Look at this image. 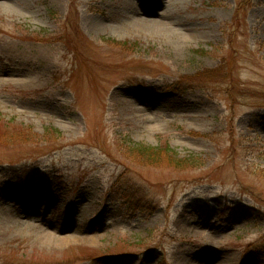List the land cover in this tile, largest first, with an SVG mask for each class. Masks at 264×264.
Returning a JSON list of instances; mask_svg holds the SVG:
<instances>
[{"label": "rangeland", "instance_id": "obj_1", "mask_svg": "<svg viewBox=\"0 0 264 264\" xmlns=\"http://www.w3.org/2000/svg\"><path fill=\"white\" fill-rule=\"evenodd\" d=\"M171 1L0 8V264H264V0Z\"/></svg>", "mask_w": 264, "mask_h": 264}, {"label": "trees", "instance_id": "obj_2", "mask_svg": "<svg viewBox=\"0 0 264 264\" xmlns=\"http://www.w3.org/2000/svg\"><path fill=\"white\" fill-rule=\"evenodd\" d=\"M215 74L216 72L208 70L198 73L194 77H188L187 80L190 84L196 83L198 86L200 85L199 88L201 89H208L206 87L215 83L213 82L214 76H217ZM123 155L127 159H131L141 164L145 162V165L149 166L156 165V163H159V161L164 158L172 163V167L176 169H180L188 160L187 158H179L176 153L166 148H151L144 145L129 143L125 146Z\"/></svg>", "mask_w": 264, "mask_h": 264}, {"label": "bare ground", "instance_id": "obj_3", "mask_svg": "<svg viewBox=\"0 0 264 264\" xmlns=\"http://www.w3.org/2000/svg\"><path fill=\"white\" fill-rule=\"evenodd\" d=\"M171 2H174V0H172ZM13 0H3L2 5H0V8H3V10L5 11H13L14 8L13 7ZM133 19L131 20L132 24H134L135 26L136 25H149L148 27L150 28H154L155 30H158V31H163L165 28H166V24L165 23V18H156V17H153L152 15H149V14H146L145 16H143L142 18L136 16L135 14H133ZM13 71H10L8 70L6 67L4 66H0V75H11ZM12 77V76H11ZM31 230H34V232L36 233V237L38 238H41V239H44L46 240L47 242L48 241H54L56 240L54 237L55 236V233L56 232H50L48 230V228H43L42 226H36L34 229H31ZM186 264H194V262L192 263H186ZM216 264H221V263H216ZM230 264H233L232 262Z\"/></svg>", "mask_w": 264, "mask_h": 264}]
</instances>
